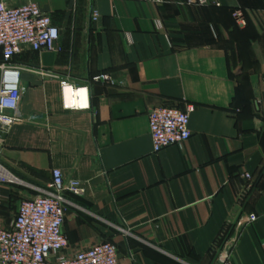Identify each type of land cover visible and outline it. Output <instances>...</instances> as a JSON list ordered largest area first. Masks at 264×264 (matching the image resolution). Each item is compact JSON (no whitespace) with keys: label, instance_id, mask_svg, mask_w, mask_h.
Listing matches in <instances>:
<instances>
[{"label":"crops","instance_id":"obj_1","mask_svg":"<svg viewBox=\"0 0 264 264\" xmlns=\"http://www.w3.org/2000/svg\"><path fill=\"white\" fill-rule=\"evenodd\" d=\"M31 1L60 29L61 51L14 58L24 121L0 134V163L20 183L0 184L2 225L60 169L86 189L67 195L74 247L111 241L120 264H219L233 216L255 214L231 262L264 264V0H8ZM101 74L110 81L92 82ZM63 82L87 87L88 110L64 109ZM186 103L191 139L155 154L149 113Z\"/></svg>","mask_w":264,"mask_h":264},{"label":"built area","instance_id":"obj_2","mask_svg":"<svg viewBox=\"0 0 264 264\" xmlns=\"http://www.w3.org/2000/svg\"><path fill=\"white\" fill-rule=\"evenodd\" d=\"M141 1L154 6L163 0H121ZM216 0H187L189 5H212ZM239 25L245 24L242 9L232 12ZM93 22L98 21L99 12L91 11ZM61 31L52 17L43 12L34 2L11 6L8 0H0V134L7 135L13 127L24 121L21 113L23 93L20 88L21 69L13 64L14 58L24 50L39 53H59ZM110 81L107 74L93 77L92 82ZM62 104L70 111L89 109L87 87L82 88L68 82L61 87ZM196 111L194 104L186 103L183 108L160 106L149 113V128L153 152L182 146L192 137L190 121ZM241 179L251 183L253 176L245 173ZM20 183L19 179L0 163V184ZM86 192L81 181H66L60 169L52 170V182L38 194L21 201L16 216L6 227L0 222V264H120L119 249L111 241H103L90 247H74L65 232L68 206H75L67 197L83 196ZM255 214H237L231 219L223 233L216 261L232 264L231 248L237 242L242 229L255 223ZM124 234L129 231L121 229Z\"/></svg>","mask_w":264,"mask_h":264},{"label":"trees","instance_id":"obj_3","mask_svg":"<svg viewBox=\"0 0 264 264\" xmlns=\"http://www.w3.org/2000/svg\"><path fill=\"white\" fill-rule=\"evenodd\" d=\"M248 194H245L244 197L241 199V203H244L245 202V198L247 197Z\"/></svg>","mask_w":264,"mask_h":264},{"label":"rangeland","instance_id":"obj_4","mask_svg":"<svg viewBox=\"0 0 264 264\" xmlns=\"http://www.w3.org/2000/svg\"><path fill=\"white\" fill-rule=\"evenodd\" d=\"M32 2V1H31Z\"/></svg>","mask_w":264,"mask_h":264}]
</instances>
